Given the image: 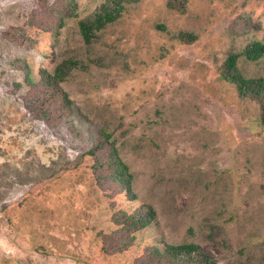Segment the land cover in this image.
<instances>
[{
  "label": "rangeland",
  "instance_id": "374dc122",
  "mask_svg": "<svg viewBox=\"0 0 264 264\" xmlns=\"http://www.w3.org/2000/svg\"><path fill=\"white\" fill-rule=\"evenodd\" d=\"M104 1L0 0V264H151L183 243L264 264L262 110L224 78L229 54L264 43V0H138L86 43L78 22ZM238 68L264 78V57ZM146 208L108 252L116 215Z\"/></svg>",
  "mask_w": 264,
  "mask_h": 264
},
{
  "label": "trees",
  "instance_id": "16d2710c",
  "mask_svg": "<svg viewBox=\"0 0 264 264\" xmlns=\"http://www.w3.org/2000/svg\"><path fill=\"white\" fill-rule=\"evenodd\" d=\"M138 0H105L98 9L89 17L80 19L78 22L80 33L86 43H91L96 38L97 33L103 30L108 24L115 22L121 17L124 10V4L134 3ZM72 6H70V9ZM183 40H196L191 34H181ZM244 56L250 61H258L264 57V43L255 41L248 45L241 53H231L225 62V80L235 84L240 95L251 97L258 102L262 110L261 119L264 123V78H245L238 68V60ZM79 61L69 59L58 65L53 73L44 70V86L48 89H55L66 80L67 75L73 69L78 68ZM30 71L27 72V77ZM56 96L64 99L65 103H69L67 93L56 91ZM90 154H94L93 151ZM111 178L114 182L119 183L127 191H130V177L128 167L121 163H113L111 160ZM134 198V197H132ZM115 222L119 245L116 247L105 246L109 252H120L126 250L133 243V234L148 227L153 220L154 213L152 210L140 209L134 212H120L116 215ZM121 242V243H120ZM151 264H217V262L205 253L202 248L195 243H183L178 245H167L161 252L155 249L150 253Z\"/></svg>",
  "mask_w": 264,
  "mask_h": 264
}]
</instances>
